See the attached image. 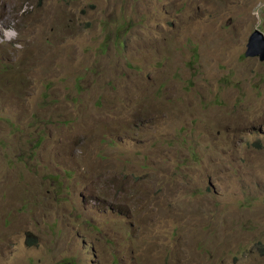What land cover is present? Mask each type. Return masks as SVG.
Segmentation results:
<instances>
[{
    "label": "rangeland",
    "instance_id": "374dc122",
    "mask_svg": "<svg viewBox=\"0 0 264 264\" xmlns=\"http://www.w3.org/2000/svg\"><path fill=\"white\" fill-rule=\"evenodd\" d=\"M256 30L264 0H0V264H264Z\"/></svg>",
    "mask_w": 264,
    "mask_h": 264
},
{
    "label": "water",
    "instance_id": "95a60500",
    "mask_svg": "<svg viewBox=\"0 0 264 264\" xmlns=\"http://www.w3.org/2000/svg\"><path fill=\"white\" fill-rule=\"evenodd\" d=\"M249 47L255 50L261 59L264 58V34L262 31L256 30L249 40Z\"/></svg>",
    "mask_w": 264,
    "mask_h": 264
},
{
    "label": "bare ground",
    "instance_id": "6f19581e",
    "mask_svg": "<svg viewBox=\"0 0 264 264\" xmlns=\"http://www.w3.org/2000/svg\"><path fill=\"white\" fill-rule=\"evenodd\" d=\"M12 36V34H8V37Z\"/></svg>",
    "mask_w": 264,
    "mask_h": 264
}]
</instances>
